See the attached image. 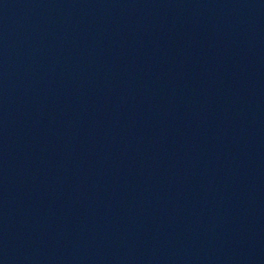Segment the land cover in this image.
Here are the masks:
<instances>
[{
	"label": "water",
	"instance_id": "1",
	"mask_svg": "<svg viewBox=\"0 0 264 264\" xmlns=\"http://www.w3.org/2000/svg\"><path fill=\"white\" fill-rule=\"evenodd\" d=\"M0 264H264V0H0Z\"/></svg>",
	"mask_w": 264,
	"mask_h": 264
}]
</instances>
